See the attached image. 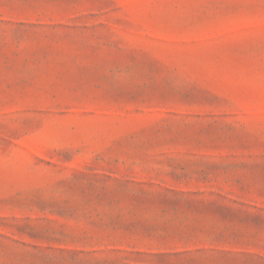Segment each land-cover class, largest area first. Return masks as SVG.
<instances>
[{"label":"rangeland","instance_id":"1","mask_svg":"<svg viewBox=\"0 0 264 264\" xmlns=\"http://www.w3.org/2000/svg\"><path fill=\"white\" fill-rule=\"evenodd\" d=\"M0 264H264V0H0Z\"/></svg>","mask_w":264,"mask_h":264}]
</instances>
